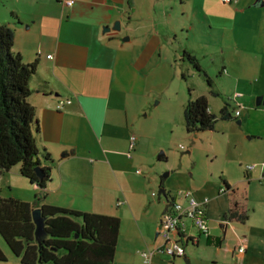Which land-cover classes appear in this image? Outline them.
Here are the masks:
<instances>
[{
	"label": "crops",
	"instance_id": "crops-1",
	"mask_svg": "<svg viewBox=\"0 0 264 264\" xmlns=\"http://www.w3.org/2000/svg\"><path fill=\"white\" fill-rule=\"evenodd\" d=\"M116 20L118 31L104 30ZM0 24L13 31L11 52L24 63H35L27 100L34 109L36 147L52 159L42 199L36 203L34 196L29 204L32 208L48 204L117 217L112 264H145L141 251L153 252L149 264H177L179 256L158 250L160 238L157 244L145 238L148 227L156 232L165 198L155 205L156 213L149 216L147 212L137 220L122 175L133 165L126 155L129 135L136 134L137 149L141 143V111L170 81L183 78L182 69L188 70L175 66L177 60L183 63V51L196 59L199 68L198 57L211 55L208 65L195 70L203 73L209 84L205 81L204 90H187L185 95L175 92L172 104L183 112L188 99L203 96L208 112L214 115L213 107L219 111L224 102L220 96L223 87L233 86V111L240 105L238 115L233 114L237 127L227 121L224 126H213L212 131L219 130L228 150L249 142L244 151L253 156V167L246 170L240 159L230 157L242 178L229 177L224 168L219 173L232 187H239L244 179L246 183L256 179L255 167L261 161L254 141L264 139V107L250 103L260 94L259 105L264 104V4L259 0L230 4L221 0H73L70 6L59 0H0ZM186 25L192 28L191 33L184 30ZM206 35L213 42L208 44ZM185 36L197 43V49L186 50L181 41ZM209 65L216 72L219 88L209 79ZM235 93L240 96L234 98ZM217 98L220 101L214 106ZM59 99L69 102L57 109ZM192 229L187 225L188 233ZM241 236L245 245L242 256L232 252L241 237L227 249L234 264L248 260L249 241ZM200 237L203 235L196 232L195 241L184 247L190 246L191 252L210 250L214 243L219 248L222 240L210 231L205 242L201 243ZM5 257L0 264H20L18 259ZM180 257L187 258L189 264L185 253Z\"/></svg>",
	"mask_w": 264,
	"mask_h": 264
},
{
	"label": "rangeland",
	"instance_id": "rangeland-1",
	"mask_svg": "<svg viewBox=\"0 0 264 264\" xmlns=\"http://www.w3.org/2000/svg\"><path fill=\"white\" fill-rule=\"evenodd\" d=\"M184 30H189L191 33L192 28L186 25ZM202 30L206 32L203 26ZM204 35L205 33L202 36ZM206 37L209 38L206 39L208 44L213 42L214 39H211L210 36L206 35ZM189 38V36L182 37V45L186 50L197 49V43L195 44L192 42L194 40L191 41ZM213 46L215 47V45ZM209 57H211L210 54L198 57V64L202 68L205 67L208 65L207 58ZM181 60L183 63L179 64V60H177L175 66L178 69L188 68V70L182 69L183 78L177 76L164 87L161 94L155 93L152 101L141 111V116L138 119V131L139 133L142 132L143 136L137 149V138L134 133V146L130 151V159H132L133 165L131 168L128 167L126 174L122 175L124 178L122 181L129 188L128 191L133 199V212H136L135 216L139 221L146 216L147 212H149V216L154 211L156 213L155 205H160L164 199L163 194L159 192L161 188L173 196L179 191L187 192L188 197H193L199 202L206 198L205 217L207 225L212 236H218L222 239L221 244L219 248L214 243L210 250L207 248L199 250L198 248L193 252H191L190 246L184 247V253L189 258V264H234L231 262L230 253L227 249L232 247L236 237H242L241 235H245L249 241L246 264H264V139L260 138L254 141V145L258 147V155H260L261 161L255 167V170L258 171L256 179L248 183L244 179L238 187L246 193L245 202L248 213L246 224L242 226L236 222L226 221L224 233L221 234L219 223L222 222V214L228 207V197L226 192L219 193V188L222 186L220 179H224L219 171L224 168L225 174L229 177L239 176L242 178L238 165L231 162L230 157L240 159L242 165H251L253 164V156L244 151V145L249 143L246 141L243 142L245 144L237 145L236 148L228 150L219 135V130L217 132L212 131L213 129L205 130L194 134L185 132L182 109L181 107L176 109L172 104L174 93L183 91L185 95L187 90L189 93L193 90H204L206 83L203 73L196 72L184 58ZM200 68L198 67L199 70ZM206 68L210 74L209 79L212 82L216 81L214 69L210 65ZM216 83H218L216 88H219V82L216 81ZM222 85L226 86L224 83ZM235 90L233 86L228 85V88L223 87V92L220 95L229 104L228 108L232 117L234 105L230 98ZM260 96L257 94L251 98L252 107H264V104L256 105L255 103L257 97ZM219 101V98L214 100V106ZM213 108L215 117H218L219 111L215 107ZM216 120L213 125L214 128L226 125L227 121H231L237 127L234 118L229 120L217 118ZM180 146L183 148L179 149ZM159 153L165 157L164 160L157 159ZM38 194L35 186L29 185L27 181L21 178L18 173V165L12 166L6 174L0 177L1 197H11L32 203V198ZM122 225L124 226V221ZM155 233L153 229L148 227L146 229V242L153 243L155 241L157 244L159 238L155 237ZM189 233L196 237L195 229L190 230ZM205 240L204 236L200 237L201 243ZM0 248L9 258L17 259L9 252L1 237ZM211 257L215 261L208 259ZM175 262L187 264L183 257H177Z\"/></svg>",
	"mask_w": 264,
	"mask_h": 264
},
{
	"label": "trees",
	"instance_id": "trees-1",
	"mask_svg": "<svg viewBox=\"0 0 264 264\" xmlns=\"http://www.w3.org/2000/svg\"><path fill=\"white\" fill-rule=\"evenodd\" d=\"M12 43L13 31L0 24V173L18 165L21 178L34 184L38 192L42 191L34 198L37 203L50 180L52 159L36 147L34 109L27 100L35 63H24L18 54L12 53ZM182 58L199 71L194 57L183 51ZM205 81L209 84L208 79ZM228 107L224 101L215 117L208 112L203 96L188 99L182 112L185 132L212 130L217 118L232 119ZM157 159L165 157L160 155ZM36 166L40 167V177L35 175ZM220 182L219 193L226 192L228 197L222 220L244 224L248 219L246 193L223 179ZM162 194L165 199H171L166 191ZM31 209L25 201L0 196V237L20 264H112L119 230L117 217L41 204L44 235L36 242ZM5 260L0 248V262Z\"/></svg>",
	"mask_w": 264,
	"mask_h": 264
},
{
	"label": "built area",
	"instance_id": "built-area-1",
	"mask_svg": "<svg viewBox=\"0 0 264 264\" xmlns=\"http://www.w3.org/2000/svg\"><path fill=\"white\" fill-rule=\"evenodd\" d=\"M67 6L72 5L73 0H59ZM223 3L230 4L235 3L237 0H221ZM48 55L47 57H49ZM240 96V93H235L234 98ZM68 100H58L56 102V108L59 109L64 103H68ZM239 106L236 105V109L233 111L234 116L239 113ZM135 137L133 134L128 138V151L127 157H130V151L133 149ZM183 147L180 146L179 149ZM253 165H246V170H250ZM138 172V171H137ZM221 192V189H219ZM151 195H154L151 193ZM165 209L159 219L156 237L162 240V244L158 250L168 253L170 255L183 256L184 246L187 243H193L195 237L189 235L186 230L187 225L196 230L198 235L208 236L209 229L207 220L204 216L203 205L207 201L204 198L202 201H197L193 197H188V193L177 192L171 199H165ZM245 251L244 239L241 237L236 245L233 247L232 252L234 255L242 256ZM152 251H141L139 254L142 257L145 264H149L152 256Z\"/></svg>",
	"mask_w": 264,
	"mask_h": 264
},
{
	"label": "water",
	"instance_id": "water-1",
	"mask_svg": "<svg viewBox=\"0 0 264 264\" xmlns=\"http://www.w3.org/2000/svg\"><path fill=\"white\" fill-rule=\"evenodd\" d=\"M259 2H260V5L264 4V0H259ZM109 28L111 30L118 31L119 30V21L118 20L114 21L111 27H105L104 30H108ZM255 103H256V105H259L261 103L260 97H257ZM160 155H161V153H159L157 156H160ZM34 172H35V175L37 177H40L42 174L39 166H36L34 168ZM159 192L162 194L163 189H159ZM41 194H42V191L39 192V195H41ZM41 199H42V197H41ZM33 205L35 206L36 204L33 203ZM30 213H31V220H32L33 225H34V231H33L34 239L36 242H39L40 239L42 238V236L44 235V222H43L44 217L41 215L39 207H33L31 209ZM219 227L221 229V233L223 234L224 229H225L224 221L219 224ZM155 236H156V233H155ZM184 261L188 264L187 258H184Z\"/></svg>",
	"mask_w": 264,
	"mask_h": 264
}]
</instances>
